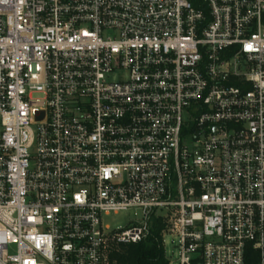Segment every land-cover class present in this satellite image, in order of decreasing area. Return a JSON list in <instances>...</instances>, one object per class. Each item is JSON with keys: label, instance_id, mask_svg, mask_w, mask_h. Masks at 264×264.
I'll return each mask as SVG.
<instances>
[{"label": "built area", "instance_id": "1", "mask_svg": "<svg viewBox=\"0 0 264 264\" xmlns=\"http://www.w3.org/2000/svg\"><path fill=\"white\" fill-rule=\"evenodd\" d=\"M155 218L170 264H264V0H0V264Z\"/></svg>", "mask_w": 264, "mask_h": 264}, {"label": "trees", "instance_id": "2", "mask_svg": "<svg viewBox=\"0 0 264 264\" xmlns=\"http://www.w3.org/2000/svg\"><path fill=\"white\" fill-rule=\"evenodd\" d=\"M165 228L162 219L155 218L150 236L138 244L118 245L111 249L109 264H170L163 239ZM248 254L246 264H256L255 253Z\"/></svg>", "mask_w": 264, "mask_h": 264}, {"label": "rangeland", "instance_id": "3", "mask_svg": "<svg viewBox=\"0 0 264 264\" xmlns=\"http://www.w3.org/2000/svg\"><path fill=\"white\" fill-rule=\"evenodd\" d=\"M119 74H115L111 76V80L115 79L116 76H118ZM142 218V213L141 211H135V210H130L127 212H123L120 213L118 215L112 214L110 216H105L103 218V222L104 225H107L110 227V229L112 231L114 230H123L128 228L129 226L133 225L136 222L141 221ZM165 241H169V238H165ZM119 244H117L116 242H111L109 245V249L107 251V255L109 256V253L111 251V249L115 248L116 246H118ZM167 257L171 256L173 254V258H171L170 260L172 261V259L174 260L175 256H177V250L175 248V245L172 244H168L167 245ZM109 262V259H108Z\"/></svg>", "mask_w": 264, "mask_h": 264}]
</instances>
